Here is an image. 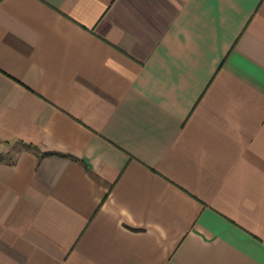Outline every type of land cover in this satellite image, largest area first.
<instances>
[{"label":"crops","instance_id":"1","mask_svg":"<svg viewBox=\"0 0 264 264\" xmlns=\"http://www.w3.org/2000/svg\"><path fill=\"white\" fill-rule=\"evenodd\" d=\"M0 264H264V0H0Z\"/></svg>","mask_w":264,"mask_h":264},{"label":"rangeland","instance_id":"2","mask_svg":"<svg viewBox=\"0 0 264 264\" xmlns=\"http://www.w3.org/2000/svg\"><path fill=\"white\" fill-rule=\"evenodd\" d=\"M12 155H14V154H12Z\"/></svg>","mask_w":264,"mask_h":264}]
</instances>
